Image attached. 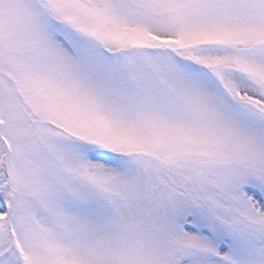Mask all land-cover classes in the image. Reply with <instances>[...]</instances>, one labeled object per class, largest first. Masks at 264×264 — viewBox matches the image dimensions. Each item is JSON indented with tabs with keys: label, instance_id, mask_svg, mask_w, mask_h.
<instances>
[{
	"label": "snow or ice",
	"instance_id": "6c2138e0",
	"mask_svg": "<svg viewBox=\"0 0 264 264\" xmlns=\"http://www.w3.org/2000/svg\"><path fill=\"white\" fill-rule=\"evenodd\" d=\"M0 264H264V0H0Z\"/></svg>",
	"mask_w": 264,
	"mask_h": 264
}]
</instances>
